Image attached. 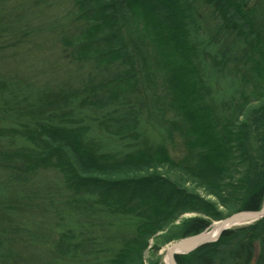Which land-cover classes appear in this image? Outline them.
I'll list each match as a JSON object with an SVG mask.
<instances>
[{"label":"trees","instance_id":"16d2710c","mask_svg":"<svg viewBox=\"0 0 264 264\" xmlns=\"http://www.w3.org/2000/svg\"><path fill=\"white\" fill-rule=\"evenodd\" d=\"M65 1L71 10L58 41L85 77L30 102L11 95L12 107L3 100L0 109L10 124L0 128V170L23 183L42 170L58 176L33 198L46 206L45 223L56 213L61 221L50 254L81 264H144L151 250L148 264H160L161 245L260 211L264 0ZM175 138L178 160L167 147ZM24 203L0 199V221L9 223ZM186 213L196 216L175 225ZM118 219L124 224L113 227ZM30 230L22 220L0 230V264H13L12 237L33 240ZM175 262L264 264V217Z\"/></svg>","mask_w":264,"mask_h":264},{"label":"rangeland","instance_id":"374dc122","mask_svg":"<svg viewBox=\"0 0 264 264\" xmlns=\"http://www.w3.org/2000/svg\"><path fill=\"white\" fill-rule=\"evenodd\" d=\"M51 2L55 1L0 0V83L5 85L0 86V92L3 94L0 95V109L3 108V100L7 103L5 107H12L11 95L15 96V101L26 98L30 102L36 94L45 88H56L61 82H75L81 76L85 77L78 64L67 60L68 57L64 55L58 41V36L61 33L58 27L62 25L63 17L70 12L71 8L65 0H57L54 5H51ZM69 28L71 31V27ZM252 106H257V104ZM9 125L7 119H0V128ZM167 147L174 160L182 157L183 148L178 138H175L173 143H167ZM13 173L0 170V199L22 200L25 203L20 211L11 214L9 223L0 221V230H12L22 220L27 229L31 228L30 232L32 233L30 234L34 235V239L30 241L22 236L26 240L24 242L16 236L12 237L13 264H81L72 260H62L50 254V245L58 239V230L60 231V229L57 226L61 224V221L56 213L51 217L50 222L45 223V217L48 220L45 204L41 200L38 201V198L33 200L36 193H44L52 188L49 185L52 184V181H59L58 176L52 170L45 172L42 170L23 183V179L22 182L16 181ZM168 174L171 179L182 182L184 189L194 192L205 200L214 201V198L207 196L201 188L196 187L195 183L189 181L178 171ZM44 181L51 182L47 184ZM29 198H32V201H29ZM194 216L196 214L186 213L179 218L175 225ZM95 217L97 222L102 225L113 222L110 219L102 220L98 216ZM117 222L113 227L124 224L120 219ZM215 223L217 222H212L210 227L202 233L211 230ZM35 224L38 225L34 227ZM234 228L238 227L231 229ZM164 233H159L157 236L161 237ZM178 241L180 240H173L161 245L155 259H160V264H164L166 250ZM153 243L154 241L150 240V245ZM150 251L145 253L144 264H148L150 261Z\"/></svg>","mask_w":264,"mask_h":264},{"label":"water","instance_id":"95a60500","mask_svg":"<svg viewBox=\"0 0 264 264\" xmlns=\"http://www.w3.org/2000/svg\"><path fill=\"white\" fill-rule=\"evenodd\" d=\"M263 217H264V207L258 212H239V213H236V214H234V215H232V216H230L224 220L217 222L218 224L221 225V227L223 229L220 231V233L214 239L194 244L193 240L200 237L203 233L196 235V236H192L189 238L182 239L178 242L173 243L166 250V256L170 257L172 264H176L175 256L188 254V253L194 251L195 249H197V248H199L205 244L216 241L223 231L229 230V229H231V227H241V226H245V225H250L253 222H255V221H257Z\"/></svg>","mask_w":264,"mask_h":264},{"label":"bare ground","instance_id":"6f19581e","mask_svg":"<svg viewBox=\"0 0 264 264\" xmlns=\"http://www.w3.org/2000/svg\"><path fill=\"white\" fill-rule=\"evenodd\" d=\"M222 229L223 228L221 227L220 224L215 223L212 226L211 230H209L208 232L203 233L200 237H198L197 239L193 240V243L195 244V243H199V242H203V241L212 240L220 233V231ZM163 263L164 264H172L171 260H170V257L169 256H165Z\"/></svg>","mask_w":264,"mask_h":264}]
</instances>
